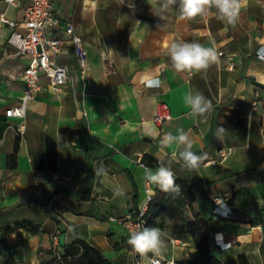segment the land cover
<instances>
[{
  "label": "crops",
  "instance_id": "0c3cea01",
  "mask_svg": "<svg viewBox=\"0 0 264 264\" xmlns=\"http://www.w3.org/2000/svg\"><path fill=\"white\" fill-rule=\"evenodd\" d=\"M27 2L0 0V13L18 21ZM150 5L151 0H53L60 27H48L47 36L66 37L64 26L73 22L87 52L86 67L82 73L68 46L57 56L68 67L64 90L51 91L41 77L22 118L7 117L5 110L19 103L27 61L7 44L8 27L0 26V230L23 220L40 229L32 234L16 228L5 236L16 264H37L46 251L77 239L132 264L126 231L111 218L129 214L132 202L137 207L144 167L155 171L161 164L196 191L193 207L212 220L215 254L226 264H241V254L246 263H262L264 59L255 51L264 45V0H244L235 26L215 14L180 20L175 6L161 19ZM192 41L215 46L219 62L206 72L178 74L166 46ZM188 92L203 94L212 110L188 116ZM162 102L170 118L156 124ZM220 127L225 132L218 138ZM178 128L189 132L197 155L207 154L197 169L172 160L173 149L160 146L163 134L175 135ZM16 140L15 159H9ZM144 155L157 166H146ZM35 159H42V168L34 167ZM117 188L122 196H114ZM219 201L231 215L214 213ZM214 233L231 246L220 250ZM169 238L170 249L162 254L167 258L183 260L194 250L189 235Z\"/></svg>",
  "mask_w": 264,
  "mask_h": 264
},
{
  "label": "built area",
  "instance_id": "2783aa9c",
  "mask_svg": "<svg viewBox=\"0 0 264 264\" xmlns=\"http://www.w3.org/2000/svg\"><path fill=\"white\" fill-rule=\"evenodd\" d=\"M8 4H15L17 0H5ZM0 26H7L9 34L6 42L15 53L24 58L27 63L22 70L21 78L24 83L23 94L19 103L5 110L7 117L22 118L25 115L27 102L32 99L39 89L41 77L47 79V86L51 91L60 93L64 90L68 80V67L57 60V56L64 53L68 46L72 47L77 64L83 73L86 67L87 52L83 46L82 39L75 31L73 22L67 21L64 26V38L48 37L46 29H59L60 18L53 8V0H28L23 7L22 18L18 21L7 18L0 13ZM220 54V53H219ZM255 54L258 58L264 59V45L259 46ZM150 80L144 82V86H149ZM170 118L169 108L166 103L159 104V111L154 115L153 121L161 124ZM155 187L146 186L144 181L143 195L137 204L135 215L126 214L119 218H111L119 223L126 231L127 236L130 231L143 228V218L147 212L149 203L155 195ZM216 215L227 217L232 214V210L224 201L216 202L213 208ZM213 244L220 250L228 249L230 241H225L218 233L213 234ZM58 252L59 247H55ZM132 264H147V260L142 259L138 254H133ZM151 256V254H149ZM161 264H177L173 258L162 255Z\"/></svg>",
  "mask_w": 264,
  "mask_h": 264
},
{
  "label": "clouds",
  "instance_id": "9594fccd",
  "mask_svg": "<svg viewBox=\"0 0 264 264\" xmlns=\"http://www.w3.org/2000/svg\"><path fill=\"white\" fill-rule=\"evenodd\" d=\"M150 6L155 7L156 14L161 19H164V12L175 6L180 20L191 21L197 17L215 14L227 25L235 26L241 8L244 6V0H151ZM137 23L140 22L137 21ZM166 54L170 59L171 68L178 74L206 72L211 65L219 62L220 55L215 46L206 47L196 41L171 42L166 46ZM154 83L160 86L162 82L157 79ZM184 104L190 109L187 115L193 118L204 117L213 107L211 101L199 92H188L184 97ZM223 132H225L223 127L217 130L218 138ZM159 143L162 148L173 149L171 159L177 163L183 162V166L189 170L197 169L207 158V154L197 155L192 150L193 141L189 132L183 128H178L175 135L172 132L164 133ZM143 178L146 186L156 185L165 193L179 191L172 169L163 164L155 171L150 167H144ZM123 194L120 188L114 191V196ZM126 243L130 246L132 253L147 260V264H161L166 245L160 228L144 226L141 229L132 230Z\"/></svg>",
  "mask_w": 264,
  "mask_h": 264
},
{
  "label": "trees",
  "instance_id": "16d2710c",
  "mask_svg": "<svg viewBox=\"0 0 264 264\" xmlns=\"http://www.w3.org/2000/svg\"><path fill=\"white\" fill-rule=\"evenodd\" d=\"M49 143V142H47ZM18 140L15 142L14 151L8 156L15 159ZM141 161L146 166H157L154 159L144 155ZM35 168H42V159H35ZM179 191L165 193L156 187L153 200L149 203L144 215V226L158 227L161 230L168 229L169 236L174 238L189 235L193 242L194 250L188 257L176 261L177 264H226L221 256L214 253L209 242V232L212 229L210 217L203 218L193 205L197 194L194 188L185 181L176 180ZM136 203L132 202L130 214L135 215ZM16 228H22L32 234L39 232V225L30 221H18L13 225L6 226L0 230V264H16L14 249L5 241V236ZM262 263L264 264V237L259 247ZM46 259L37 264H126L122 259H110L105 257L82 240H75L71 245H62L60 250H48ZM241 264L246 263V258L241 254L238 256Z\"/></svg>",
  "mask_w": 264,
  "mask_h": 264
},
{
  "label": "rangeland",
  "instance_id": "374dc122",
  "mask_svg": "<svg viewBox=\"0 0 264 264\" xmlns=\"http://www.w3.org/2000/svg\"><path fill=\"white\" fill-rule=\"evenodd\" d=\"M162 232V235H163V238L165 240V249H164V252H168L169 249H170V245H169V242H170V238H169V232H168V229H165V230H161Z\"/></svg>",
  "mask_w": 264,
  "mask_h": 264
},
{
  "label": "water",
  "instance_id": "95a60500",
  "mask_svg": "<svg viewBox=\"0 0 264 264\" xmlns=\"http://www.w3.org/2000/svg\"><path fill=\"white\" fill-rule=\"evenodd\" d=\"M244 264H254L253 262H251V263H244Z\"/></svg>",
  "mask_w": 264,
  "mask_h": 264
}]
</instances>
